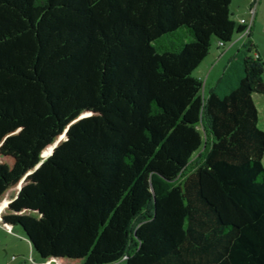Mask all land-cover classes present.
I'll use <instances>...</instances> for the list:
<instances>
[{
    "label": "trees",
    "instance_id": "16d2710c",
    "mask_svg": "<svg viewBox=\"0 0 264 264\" xmlns=\"http://www.w3.org/2000/svg\"><path fill=\"white\" fill-rule=\"evenodd\" d=\"M232 1L0 0V224L44 263L264 264L261 52L194 74Z\"/></svg>",
    "mask_w": 264,
    "mask_h": 264
},
{
    "label": "rangeland",
    "instance_id": "374dc122",
    "mask_svg": "<svg viewBox=\"0 0 264 264\" xmlns=\"http://www.w3.org/2000/svg\"><path fill=\"white\" fill-rule=\"evenodd\" d=\"M254 1L255 0H233V17L237 19L241 15L248 16L250 5ZM254 23L251 36L245 40H249L250 38V41L257 42L258 50L261 52L264 62V0H258ZM240 38L243 37H237L231 44L223 48V51H225L224 55L218 56V61H213L212 57L211 59L209 57L194 72L195 75L200 76L204 80V96L208 95L210 87L212 88L215 86L229 61L234 57L238 48L236 40ZM212 50H216V42L213 43ZM255 56L259 57L257 54ZM206 81L208 82V86H205ZM253 97L259 110L258 125L260 129L264 130V94L255 92ZM0 264L45 263L37 251L32 247L28 237L20 226L9 230L0 224ZM116 264H125V261L122 260V262Z\"/></svg>",
    "mask_w": 264,
    "mask_h": 264
},
{
    "label": "built area",
    "instance_id": "2783aa9c",
    "mask_svg": "<svg viewBox=\"0 0 264 264\" xmlns=\"http://www.w3.org/2000/svg\"><path fill=\"white\" fill-rule=\"evenodd\" d=\"M257 3L258 0L252 2L248 11V16L238 18V21L245 26V29L243 30V32L239 37H243L246 39L251 36L253 25L255 22V17H256Z\"/></svg>",
    "mask_w": 264,
    "mask_h": 264
},
{
    "label": "crops",
    "instance_id": "0c3cea01",
    "mask_svg": "<svg viewBox=\"0 0 264 264\" xmlns=\"http://www.w3.org/2000/svg\"><path fill=\"white\" fill-rule=\"evenodd\" d=\"M240 17H244L243 15H241ZM239 17V18H240ZM238 19V18H237ZM255 24V23H254ZM253 27H254V25H253ZM252 34V33H251ZM245 41H247V40H245V38H240V39H237L236 40V44L238 45V48H237V51H236V53L239 51V49L241 48V46H242V44L245 42ZM254 43H256V45H257V42L256 41H253ZM235 44V45H236ZM223 48L224 47H220L218 44H216V50H211V53H210V55L204 60V61H206L209 57H210V59H211V57H212V59H213V61H218V58L222 55H224V52L225 51H223ZM257 48H258V45H257ZM235 53V54H236ZM235 54H234V56H235ZM219 56V57H218ZM218 57V58H217ZM203 61V62H204ZM208 81V80H207ZM206 81V83H205V86H208V82ZM213 88V87H212ZM211 87H210V89L209 90H211L212 89Z\"/></svg>",
    "mask_w": 264,
    "mask_h": 264
},
{
    "label": "water",
    "instance_id": "95a60500",
    "mask_svg": "<svg viewBox=\"0 0 264 264\" xmlns=\"http://www.w3.org/2000/svg\"><path fill=\"white\" fill-rule=\"evenodd\" d=\"M27 236V235H26ZM28 237V236H27ZM29 239V238H28ZM29 241H30V239H29ZM31 243V242H30ZM46 264V263H45Z\"/></svg>",
    "mask_w": 264,
    "mask_h": 264
}]
</instances>
